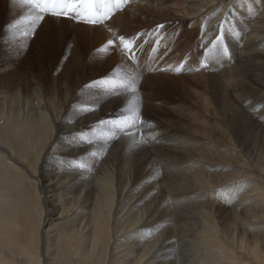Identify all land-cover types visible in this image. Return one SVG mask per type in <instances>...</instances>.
Instances as JSON below:
<instances>
[{"label":"bare ground","instance_id":"bare-ground-1","mask_svg":"<svg viewBox=\"0 0 264 264\" xmlns=\"http://www.w3.org/2000/svg\"><path fill=\"white\" fill-rule=\"evenodd\" d=\"M185 20L196 40L169 46L165 63L183 62L177 79L194 104L155 95L173 76L151 73L148 57L156 31ZM63 22L45 15L42 31ZM221 24L232 30L223 36L227 56L219 46L209 51ZM110 25L120 48L119 37L135 38L126 57L134 53L138 66L124 69L141 77L145 124L128 131H142L147 142L133 147L139 136L92 131L130 99L81 78L86 64L98 73L114 65L95 48L104 41L86 53L74 41L57 72L0 70V264H264V0L135 4ZM167 107L175 120L149 119ZM78 133L91 143L74 139Z\"/></svg>","mask_w":264,"mask_h":264},{"label":"rangeland","instance_id":"rangeland-1","mask_svg":"<svg viewBox=\"0 0 264 264\" xmlns=\"http://www.w3.org/2000/svg\"><path fill=\"white\" fill-rule=\"evenodd\" d=\"M162 1L163 0H147V1L127 0V2L123 4L121 9L116 10V12H114L113 15L109 19L105 20L102 24H89L84 21H78L70 17L61 16L58 18L64 21L62 23V26H56V28L53 26H51L50 28L49 26L46 31H42V26H41L42 21H41L39 25L36 27L35 32L30 37H28L26 40L22 41L24 46L21 48L19 44L16 42L6 43L7 37H6L5 30L9 23H11L15 19H18L27 10L20 9L19 7L14 6L13 0H2L0 1V70H2L4 67H7V65L9 64H12L18 69L25 68L26 70H30V67L32 66L34 68L35 73L36 72L38 73L39 71L43 72L45 70L46 71L49 70L48 71L49 73L52 71L57 72L63 69L65 62L68 59V55L71 53V50H72L71 44L74 41H76L77 45H79V48L83 50V53H84L85 51L88 50V47L91 46L90 43H92L93 41H97V42L104 41V42H100L99 45L95 47L96 49L99 50L107 43V40L111 39L114 41V44L110 45L107 51L103 53L106 54V56H111V60L112 62H114V65H113L114 67L113 66L108 67V68L106 67L103 72L98 73L96 72V66L92 64H86L87 67L84 69V71H82L81 78L82 80L84 78L91 79L94 82L100 81L110 76L115 78L113 76V72L115 69H117V67H119L122 71H125L124 69L125 64L133 63L136 66H138V64L134 63L132 59H129V57H126L127 52H125L123 48H120L119 46H117L118 38L116 36H113L110 32V26H111L110 20L113 17H115L116 14L121 13L125 9L129 10V8H131V6H134L135 4L160 7ZM167 3L168 4L166 5H170L169 3L171 2H167ZM182 4L183 3L181 2L180 6H183ZM172 14H174L175 17H179L181 15L180 12L176 13L173 10H172ZM139 19L141 21L143 20L141 17ZM180 26H182L181 30H179ZM93 27L99 28V34H96L93 32L94 30ZM191 28L192 26L189 25V21L185 20L182 23V25L179 24L178 21L170 22L169 24L164 26L163 32L161 31L158 32L155 29L157 33H156V36L153 37V39L156 38L157 42L155 41L153 44H151L150 47L152 48V50L150 48L151 51L148 56L150 59H152L151 63H153L152 66L154 70H151V73L155 71L156 73L158 72L164 75L166 73V74H170L173 76L171 79L164 78L166 82L168 83L169 88L168 87L162 88L158 86L157 88L153 89V92L155 93V95H158L162 99L177 97L180 99L182 98L186 99L187 101L193 104L196 102V99L193 96L192 92L181 91L180 80L177 79V76H179L182 71L177 73L173 70H170V69H173V65H171L172 63L169 65L165 63L166 57H168L169 54L173 50L169 48V46L174 45L175 42L176 43L182 42L181 40L184 38H189L191 39V41L192 39L194 41L196 40V38L190 37L187 34L191 31L190 30ZM141 30L144 31L145 29L142 28ZM43 37L47 38L48 50H46V47H44L45 43L43 41ZM35 44L39 45L40 48L38 47L39 48L38 50L42 51L41 52L42 54L36 52L35 47H34ZM155 44L157 48L155 47ZM182 48L183 47H180L177 51L178 52H180V50L182 51ZM19 49H23L24 54L17 55L19 52L18 51ZM28 54H30L29 56L32 58L30 57L26 58ZM25 58L26 60L30 61V63L28 62V65L24 62ZM180 65H183L184 67L183 62L182 64H179V66ZM192 72L193 70L191 71V73ZM49 73L46 75L49 76ZM184 74H186V72H184ZM85 92H86V89L81 91L78 95L81 99L79 101L80 103L83 102L82 99L84 98L86 94ZM167 109L168 107L165 109L166 111L164 110L161 112L150 113L149 119L155 122H160L162 124L169 123L170 119L171 121L175 120L174 117L171 115V113L167 111ZM123 110H124L123 107L118 105L116 108L113 109V111L111 110L109 112L108 114L109 116L106 115L104 117V120L108 118L117 119L120 115L126 114L123 112ZM162 118L164 121L162 120Z\"/></svg>","mask_w":264,"mask_h":264},{"label":"snow or ice","instance_id":"snow-or-ice-1","mask_svg":"<svg viewBox=\"0 0 264 264\" xmlns=\"http://www.w3.org/2000/svg\"><path fill=\"white\" fill-rule=\"evenodd\" d=\"M127 0H13V5L20 9H26L27 11L21 15L18 19L13 20L6 27V43L16 42L22 48L24 46L23 40H26L34 32L39 23L44 19L45 15H52L56 17H70L78 21H84L89 24H102L105 20L109 19L113 13L121 9L123 4ZM249 12L252 8L249 7ZM158 28H163V25H159ZM225 31H232L231 29H225L224 25H220V35H218L213 41V51L219 46L220 54L227 56V48L223 46V36ZM234 35L239 36V33L233 32ZM120 44L125 52H132L135 44V38L126 39L125 37H119ZM113 40H108L107 43L98 51H107L110 45H113ZM129 59H135L134 53L129 56ZM177 73L183 70V65L170 69ZM112 76L96 81L95 85H100L104 88L105 92L109 95L115 94L117 90H122L130 94V99L127 100V106L123 110V115H120L117 119L100 121L96 128L92 131L101 138H114L116 132H122L131 137L139 136V140H133L132 146L135 147L138 144L146 143L147 139L142 131L129 132V129H139L145 122L140 115V103L141 97L139 95V76L134 73L122 71L119 67L114 70ZM95 85H90L92 87ZM92 108H81L80 111H93ZM111 125V129L108 132L103 130V126ZM74 139L81 141L88 140L87 133H78ZM155 139V137H151ZM91 155L95 156L93 152ZM80 168H85L86 164L79 163L76 165ZM160 174L157 170L156 175ZM243 189H237L242 191Z\"/></svg>","mask_w":264,"mask_h":264}]
</instances>
